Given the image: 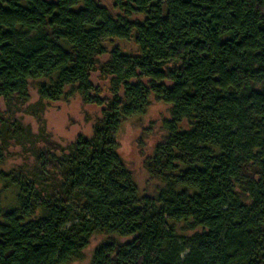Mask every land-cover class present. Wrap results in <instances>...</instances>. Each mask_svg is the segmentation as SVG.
I'll return each mask as SVG.
<instances>
[{
  "label": "trees",
  "instance_id": "trees-1",
  "mask_svg": "<svg viewBox=\"0 0 264 264\" xmlns=\"http://www.w3.org/2000/svg\"><path fill=\"white\" fill-rule=\"evenodd\" d=\"M0 0V264H264V0ZM134 40L135 55L106 43ZM110 78L101 98L91 75ZM171 83L172 85H168ZM39 101L31 104L30 86ZM79 95L102 107L91 138L62 147L47 104ZM154 96L171 106L146 158L161 182L141 196L119 154L124 122ZM21 112L37 119L38 133ZM187 123L188 127L183 125ZM186 231L201 229L190 237Z\"/></svg>",
  "mask_w": 264,
  "mask_h": 264
},
{
  "label": "rangeland",
  "instance_id": "rangeland-1",
  "mask_svg": "<svg viewBox=\"0 0 264 264\" xmlns=\"http://www.w3.org/2000/svg\"><path fill=\"white\" fill-rule=\"evenodd\" d=\"M103 5L108 7L114 14L120 12L114 8L115 0H99ZM108 55L101 58V62H107L110 58V52L119 48L123 53L135 55L139 53V48L134 40L123 41L114 40L106 43ZM110 78H104L99 71L91 75L93 85L100 90L101 98L112 99L110 91ZM168 85H172L168 83ZM31 104L39 101L36 84L30 86ZM102 107L96 105H86L79 95L65 97L61 101L47 104L44 113V120L48 132L52 135L53 140L62 147L74 143L80 136L91 138L94 134V127L102 118ZM0 113L8 114L6 103L0 98ZM17 118L25 126H30L34 133L39 131V123L36 118L21 112ZM171 118V106L164 102L158 101L154 96L151 98L150 106L145 114L131 118L124 122L117 134L119 143V154L126 164L128 170L132 173L135 183L137 184L141 196H155L162 187L160 181L152 179L144 163L146 158L153 152L155 146L161 142L167 135L164 129V122ZM183 127L187 128L185 123ZM25 158L19 147L12 146L8 153L7 162L0 166V171L10 172L13 169L23 165ZM4 184L0 182V191L4 206L12 208L15 204V192L4 190ZM185 226L178 224L176 230L179 235L190 237L201 229L195 231H186ZM110 239H115L120 243H125L130 239L118 236H108L106 234H95L88 248L84 252V258L74 261L70 264H91L96 248Z\"/></svg>",
  "mask_w": 264,
  "mask_h": 264
}]
</instances>
